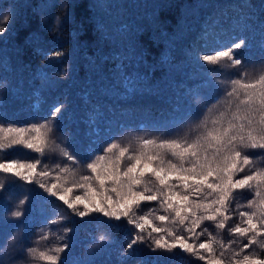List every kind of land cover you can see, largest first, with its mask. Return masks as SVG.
<instances>
[{
	"label": "trees",
	"instance_id": "1",
	"mask_svg": "<svg viewBox=\"0 0 264 264\" xmlns=\"http://www.w3.org/2000/svg\"><path fill=\"white\" fill-rule=\"evenodd\" d=\"M54 2L58 5L59 0H0V26H5L4 15L10 17L6 32L0 34V125L44 123L52 107L62 103L65 111L49 125V138L78 157L92 147L102 151L112 139L135 146L137 138L190 140L198 134L205 117L211 119L223 110L217 105L209 112L223 94L214 98L208 82L213 76L222 77L210 73L199 55L226 50L244 38L246 44L237 54L246 61L247 79L258 78L264 70V0H77L75 23L65 25L55 36L51 32L37 35V43L47 41L46 49L38 47L33 53L25 40L37 33L48 11L45 5ZM59 11V7L52 9L47 17L50 22ZM158 25L174 42L153 40L160 35ZM135 37H140L139 44L150 53L145 59L136 54ZM58 49L65 52L60 60L42 54ZM18 50H23L22 57ZM61 71L67 73L63 78ZM45 156L17 146L0 151V162L40 159L38 171L62 160L70 164L59 150ZM54 179L53 172L45 181ZM0 183L5 186L0 191V227L5 236L19 229L25 250L55 249L62 246L59 238L64 237L72 245L60 254L65 264H204L179 249L152 253L147 244L125 256L126 244L136 231L126 221H112L99 213L81 220L36 184L3 172ZM75 195H83L82 190L66 193L69 199ZM249 198L251 194L244 193L238 202L244 204ZM152 206L154 202L138 214ZM12 211H21L22 217L9 219ZM60 217L65 219L57 224L44 222ZM236 222L234 217L232 223ZM66 228L72 231L65 233ZM44 235L46 240L41 239ZM221 238L227 242L231 237L224 232ZM7 264H33V260L25 251Z\"/></svg>",
	"mask_w": 264,
	"mask_h": 264
},
{
	"label": "snow or ice",
	"instance_id": "2",
	"mask_svg": "<svg viewBox=\"0 0 264 264\" xmlns=\"http://www.w3.org/2000/svg\"><path fill=\"white\" fill-rule=\"evenodd\" d=\"M57 7L60 11L50 22L47 17ZM45 8L48 11L40 20L37 33L31 40H25L33 53L38 47L46 49L47 41L41 39L37 43V35L41 37L44 32H51L55 36L65 25L75 23L77 0H59L58 5L54 2L46 4ZM9 19L7 15L2 17L5 26H0V34L6 32ZM158 30L160 35L153 36L155 42L162 39L174 42L164 35L159 25ZM135 39L136 54L145 59L150 53L139 44L140 37ZM245 44L246 40L240 38L226 50L198 56L209 66L210 73L222 77L213 76L208 82L214 98L223 94L222 100H217L209 112L217 109V105L223 110H217L211 119L205 117L198 126L202 130L192 139L137 138L135 146L132 143L121 145L112 139L102 151L92 147L84 157H78L49 138L52 131L49 125L57 122L65 111V105L58 103L44 123H33L29 127L0 125V151L20 146L45 156L59 150L60 157L70 164L62 160L51 169L45 166L38 171L42 164L40 159L5 161L0 162V172L38 185L48 197L62 201L81 220L99 213L112 221H126L136 231L126 244L125 256L133 254L136 246L147 244L152 253H172L179 249L204 264H264V70L258 78L247 79L246 61L237 54ZM261 47L264 48V44ZM17 54L22 57L24 52L18 50ZM42 54L60 60L65 52L45 50ZM66 75L60 72V78ZM94 152L98 154L85 164L84 159ZM81 171L88 174H79ZM53 172L55 179L46 182L45 178L51 177ZM4 187L0 183V191ZM74 189L82 190L83 195L69 199L66 193ZM244 193L251 194V198L241 204L238 201ZM26 200L27 197L21 199L19 204L23 205ZM152 202L154 206L138 214ZM21 217V211H12L8 218ZM234 217L238 220L235 224L232 223ZM63 219L46 218L44 222L57 224ZM71 231V228L65 229V233ZM4 232L0 227V264L22 257L25 251L33 264L37 261L65 264L60 254L72 246L60 237L61 247L25 250L19 229L10 236H5ZM224 232L231 237L227 242L221 238ZM205 236L207 238L203 239ZM41 239L46 240L47 235ZM53 252L56 254H51Z\"/></svg>",
	"mask_w": 264,
	"mask_h": 264
}]
</instances>
